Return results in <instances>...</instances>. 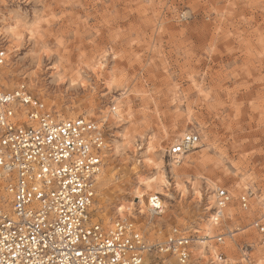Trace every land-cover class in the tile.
I'll list each match as a JSON object with an SVG mask.
<instances>
[{"label":"rangeland","instance_id":"374dc122","mask_svg":"<svg viewBox=\"0 0 264 264\" xmlns=\"http://www.w3.org/2000/svg\"><path fill=\"white\" fill-rule=\"evenodd\" d=\"M3 3L8 35L14 32L18 42L17 51L2 66L0 80L6 89H18L22 81L24 90L59 120L83 117L94 122L90 117H102L117 103L119 118L100 130L105 172L99 178L93 218L103 223L117 220L104 219L114 213L113 196L116 206L130 205L139 216L137 200L129 189H122L137 182V165L142 177L155 175L146 161L166 172L172 199L160 196L168 205V218L136 220L135 230L150 242L162 241L172 227L190 234L200 218H209V195L225 188L233 197V216L221 226L211 222L215 234L206 237V249L216 253L214 236L238 227L231 239H224V264H244L245 245L251 247V264H258V255L264 264V252L249 227L253 214L236 204L246 190L258 195L257 202L264 199V0ZM2 37L6 51L8 40ZM187 133L198 134L200 141L177 163H185L181 183L188 188L195 184L200 202L192 196L180 202L173 190L167 150ZM139 190L147 196L153 193L145 185ZM206 264L217 263L209 259Z\"/></svg>","mask_w":264,"mask_h":264},{"label":"built area","instance_id":"2783aa9c","mask_svg":"<svg viewBox=\"0 0 264 264\" xmlns=\"http://www.w3.org/2000/svg\"><path fill=\"white\" fill-rule=\"evenodd\" d=\"M0 53L2 67L1 35ZM199 141L198 134L187 133L167 156L171 161L183 156ZM104 150V137L92 121L59 120L40 100L23 89L9 91L0 80V264H167L169 258L188 264L193 235L185 229L172 227L162 241L150 242L124 222L106 225L93 218ZM213 194V223L221 226L233 197L225 188ZM256 195L246 190L236 204L253 214L249 227L264 252V199L253 201ZM153 197L152 209L159 213L161 197ZM239 231L214 236L217 262L227 260L224 239ZM250 248L241 249L244 264H251Z\"/></svg>","mask_w":264,"mask_h":264},{"label":"bare ground","instance_id":"6f19581e","mask_svg":"<svg viewBox=\"0 0 264 264\" xmlns=\"http://www.w3.org/2000/svg\"><path fill=\"white\" fill-rule=\"evenodd\" d=\"M3 8H4L3 0H0V9H1L0 10V35L1 36L4 35L7 38V40H8L7 41L8 42V46H7L6 51H5L6 52V63H7L8 61L11 60L10 56L15 51H17L18 42L17 41L15 42L16 34L14 32H11L10 35H8V31L10 30V28L8 27L9 26V24H8L9 21L7 20V18L5 16V12L3 11ZM13 38H15V39H13ZM0 72H1L0 73L1 75H2V73H4V67H0ZM107 85H110V84H107ZM82 86H84L83 83H82ZM16 88L24 90L26 87H25V85H24V83L22 81L21 82L19 81L16 84ZM26 90H27V92L29 91L28 89H26ZM118 112H119L118 111V106H117V103H116V104H113L112 106H110L103 113L102 117L98 118L97 116L93 115L92 117H90V119L94 120L93 123L101 130L103 127H105V124L107 122H110L113 119L119 118L120 115H119ZM106 147H107V149L109 151L111 150L110 149L111 148L110 145H106ZM129 149H131V148H129ZM103 157H104V154H103ZM103 157H102V165H103V167H102V171H101V173L99 175V178L102 175L104 176V174H102V172H105V171H103V168H104V162H103L104 158ZM109 159H110V157H109ZM178 159H180V156L174 158L171 161V164H170L171 168H172L171 169V173L173 175V178L175 179V182H174V185H173V190L180 196V202H182L183 200L187 199V197H189V196H192L193 199L197 200V202H198L199 200L202 199V194L200 193V191H198V189L196 188L195 184L191 185L188 188L186 183H184V184L181 183L182 175H184V172H185L184 171V164L185 163H183L182 165L178 164L179 163V162L177 163ZM143 163H145L149 167L148 171H150V170L151 171H155L156 172L155 175L154 176H150V177H145L144 176L145 178L142 177L143 176L142 175V171L139 170V168L137 167L138 165H137L134 168V176L136 177L137 182L135 183V185L131 186V188H130V186H128L125 190L122 189V191H124L125 193L128 192V189L130 190L128 193L132 194L133 198L135 200H137V203L135 202V204H137L139 206V209L141 210V213L139 214V216L135 215L136 209L131 207L130 205L126 206L124 203H121V201H118L121 204H118L116 206L117 198L115 196H113L110 201L111 202L113 200L114 201L112 203H110V204L115 206L114 213H112L111 215H108V216L105 215L104 219L106 221L110 222L113 218H115V219H117L115 221L124 222V223H126L128 225H131V227H135L134 222L136 220L137 221L140 220L142 223L143 222L144 223H151V222L153 223V222L168 218V214H167L168 205L165 202L164 203L163 202L160 203V211H159V213H155L153 211V209H152V205H151L150 200H149L151 197H153L155 195H159V196L163 197V199L164 198L168 199V200L172 199L171 195L168 193L170 191L169 190L170 188H168V186L170 184H169V182L166 179V172L160 166H156L154 164L153 165H151V164L148 165V163H146V161L143 162ZM158 165H160V164H158ZM135 170H136V172H135ZM99 178H98V184H99ZM102 178H104V177H102ZM131 184H132V181H130L129 185H131ZM144 185L147 186V188H152L153 189V193L151 195L147 196V194H142V191L139 190ZM102 189L103 190L107 189V187L105 185H103ZM101 195H102V192H101ZM255 198H256V196H254V199ZM107 200H108V198H107ZM231 203H232V201L228 204L229 206L227 205L228 207L226 206L224 208V210H223L225 218H226V216H229L230 214H232V216H233ZM207 205L208 206H207V208L205 210L207 211V213L209 215V218H206V219L205 218L204 219L200 218V220L197 222V227L194 228V229L191 228L192 230H190V231H192L190 234L194 235V237H196V238H193L192 242L188 246V253H189V260L188 261H189V264H206L209 259H215L217 264H224V263L217 262L216 253H215L214 249H212V248H209L208 250L206 249L207 248L206 245L210 242L209 241L210 239H206V237L211 236L212 234H215V232H214L215 230L213 231V229L215 227H213V225H212V223H213V214H212V216H210V210H212L213 207H214V195H212V194L209 195ZM189 207H190V205H189ZM157 215H159L160 218L156 217ZM210 217L212 218V221H210ZM169 220L171 221L172 219H169ZM115 221H113V222H115ZM112 223H104V224L110 225ZM137 229H138V227H137ZM224 249H226V248H224ZM258 251H259V249H258ZM254 254H256V253H254ZM256 258H258V260H257L258 264L263 262V257L261 255L256 256ZM168 261L169 260L167 259L166 262L168 263ZM170 264H172V262H170Z\"/></svg>","mask_w":264,"mask_h":264},{"label":"snow or ice","instance_id":"6c2138e0","mask_svg":"<svg viewBox=\"0 0 264 264\" xmlns=\"http://www.w3.org/2000/svg\"><path fill=\"white\" fill-rule=\"evenodd\" d=\"M0 55H3V53H0ZM176 150L179 151V149H176ZM153 200H154V202H155V197H153ZM156 206L158 207L159 204L157 203Z\"/></svg>","mask_w":264,"mask_h":264}]
</instances>
